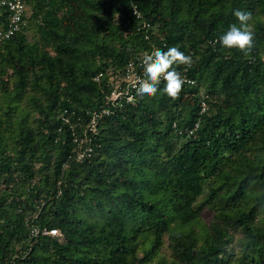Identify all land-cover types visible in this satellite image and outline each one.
Segmentation results:
<instances>
[{
    "label": "trees",
    "instance_id": "trees-1",
    "mask_svg": "<svg viewBox=\"0 0 264 264\" xmlns=\"http://www.w3.org/2000/svg\"><path fill=\"white\" fill-rule=\"evenodd\" d=\"M25 3L0 38V264H264V0ZM235 10L252 13L247 57L215 43ZM174 46L194 60L179 98L162 83L106 100L142 53ZM106 108L77 161L71 133Z\"/></svg>",
    "mask_w": 264,
    "mask_h": 264
},
{
    "label": "clouds",
    "instance_id": "clouds-1",
    "mask_svg": "<svg viewBox=\"0 0 264 264\" xmlns=\"http://www.w3.org/2000/svg\"><path fill=\"white\" fill-rule=\"evenodd\" d=\"M135 15H137L133 7ZM233 15L238 24L229 25L227 31L215 43L226 50H237L244 56H250L256 49V34L251 23L252 13L249 11L235 10ZM194 60L191 55H186L178 47H168L166 51L154 48L151 53H144L142 58L143 78L137 77L134 84L135 92L140 97H154L161 91L172 99L179 98L186 77L177 70L184 66L185 70L192 67Z\"/></svg>",
    "mask_w": 264,
    "mask_h": 264
},
{
    "label": "built area",
    "instance_id": "built-area-1",
    "mask_svg": "<svg viewBox=\"0 0 264 264\" xmlns=\"http://www.w3.org/2000/svg\"><path fill=\"white\" fill-rule=\"evenodd\" d=\"M1 5H5L11 11L8 18V25L5 29H0V38H9L15 31L20 28V24L22 21V17L25 14L27 5L25 0H0ZM133 7L136 10L137 15H135ZM132 13L136 18H142L141 12L138 10L136 5H132ZM142 23L144 27H149L150 24L142 19ZM151 53V51L147 52ZM143 54H141L139 58V67L140 70L136 71L131 64L127 66L125 69L124 75L121 76V80H116L113 90L106 97L107 101L111 103H115L121 99H125L126 101H132L134 99L133 95L135 92L134 84L136 82L137 77L143 78V66H142V58ZM185 77L186 74L182 73ZM187 82H192L189 78L186 77ZM125 83V84H124ZM204 106V105H203ZM204 109V107H203ZM108 114L109 109H103L101 112L93 111L91 113L90 119L87 121L86 125L83 127L81 134H78L76 131H73L72 134V142L75 145V158L77 161L81 162L84 158L90 157L93 152V147L90 144L89 132L96 133L98 118L101 114ZM66 112L63 113L62 121L64 123H69V117L65 115ZM77 120L80 121V116L77 117ZM71 125V123H70ZM60 130V128H59ZM36 216V214L30 215L31 221ZM30 234L37 235H57L58 230L56 228H47V227H38L37 225L31 224L30 226Z\"/></svg>",
    "mask_w": 264,
    "mask_h": 264
},
{
    "label": "rangeland",
    "instance_id": "rangeland-1",
    "mask_svg": "<svg viewBox=\"0 0 264 264\" xmlns=\"http://www.w3.org/2000/svg\"><path fill=\"white\" fill-rule=\"evenodd\" d=\"M29 17H30V8L28 7L27 19H26V20H27V23H28L27 25H29L28 28L30 29V30H28V32L30 31V35H29V37L32 38L31 33H32V29H33V28H32V24H29V22H28ZM201 215H202V219H203V220H204V219H205V220H208V219L210 218V214H208V213L205 212V211H204Z\"/></svg>",
    "mask_w": 264,
    "mask_h": 264
}]
</instances>
